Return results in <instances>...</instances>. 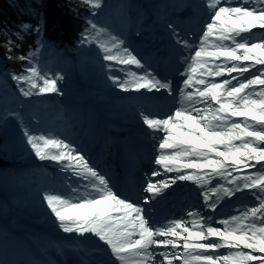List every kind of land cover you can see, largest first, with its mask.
Masks as SVG:
<instances>
[{
	"label": "snow or ice",
	"instance_id": "6c2138e0",
	"mask_svg": "<svg viewBox=\"0 0 264 264\" xmlns=\"http://www.w3.org/2000/svg\"><path fill=\"white\" fill-rule=\"evenodd\" d=\"M85 3L93 18L76 51L87 60L85 45H99L95 71L110 122L89 114L79 132L65 119L55 135L34 134L53 107L66 114L51 103L64 95L63 69L39 66L38 53L50 47L42 21L19 26L34 29L35 52L5 54L23 71H0V132L44 176L49 165L59 169L28 206L42 207L67 234L74 264H264V0H201L194 22L163 19V55L141 43L127 5L116 26L98 19L104 0ZM5 47L19 45L9 39ZM177 190L190 202L162 212ZM7 214L0 205V264H39Z\"/></svg>",
	"mask_w": 264,
	"mask_h": 264
},
{
	"label": "rangeland",
	"instance_id": "374dc122",
	"mask_svg": "<svg viewBox=\"0 0 264 264\" xmlns=\"http://www.w3.org/2000/svg\"><path fill=\"white\" fill-rule=\"evenodd\" d=\"M83 2L85 3V0ZM200 2L201 0H104L106 7L98 19L110 21L118 26L122 21L120 6L122 4L127 5L128 16L143 31L142 38H140L141 43L147 44L148 48L153 47L154 50L151 51H154L155 54L159 52L163 55L165 44L159 38V33L162 31V20L175 19L177 23L194 22L197 16V6ZM176 3L181 6L175 7ZM88 6L91 8L90 5ZM92 18L91 16L87 19ZM185 18H188L189 21L184 22L186 21ZM153 23L154 27L151 26ZM47 38L45 40L50 47L42 49L38 53L39 66L51 70L63 69L66 79L60 83L63 87L64 95L52 94L53 100L51 103L59 106L60 109H66V114L61 115L53 107L47 112L46 119L35 130L34 134L48 133L51 131L52 123H55L53 128L58 132L65 119L71 121L73 125L77 121L75 128H79L81 118L87 120L89 114H106L109 119H112V116L106 111L107 100L103 93V83L95 71L94 57L95 53L100 50L99 45L95 41L92 45H85L91 51L90 58L85 60L76 51L80 47V36L73 37L74 49H71L69 45L60 46L57 41L47 40ZM106 39L104 36L100 37L101 42H106ZM29 51L35 52L36 49H28L27 53ZM70 53L74 54V57L72 55L69 56ZM1 58L3 61L4 58ZM21 64H24V62ZM5 70L20 73L23 71V67L19 68L18 72L0 66V71ZM131 70L135 71L134 68ZM121 75L124 76L123 73ZM15 85L16 82L9 79V91L15 89ZM2 103H4V96L3 91L0 90V104ZM24 160L28 161L30 165L33 164L32 158L22 154L17 148L11 133L0 132V161L5 165L0 166V205L5 203L8 205V220L14 222L13 227L15 230L18 228V220L15 221L14 217L22 216L26 218L27 222L34 225L39 224L38 222L44 219L49 221L42 207L28 206V201L32 198L36 187L28 186L26 181L33 177L35 178V176L41 177L40 175H43V173H38L35 167L33 169L30 167L29 171L23 170L20 164ZM64 175L72 176L73 174L66 173ZM54 176L55 172L50 169L47 170V176L43 175L42 177L48 181L52 180ZM52 194L58 193L53 192ZM7 198L9 199L7 200ZM185 219L190 220L192 218L185 217ZM3 222L4 217L0 216V223Z\"/></svg>",
	"mask_w": 264,
	"mask_h": 264
},
{
	"label": "trees",
	"instance_id": "16d2710c",
	"mask_svg": "<svg viewBox=\"0 0 264 264\" xmlns=\"http://www.w3.org/2000/svg\"><path fill=\"white\" fill-rule=\"evenodd\" d=\"M91 16V8L83 0H0V66L19 72L23 62L7 61L5 54L15 57L26 55L28 49H37L34 29L25 31L19 27L21 24L36 25L42 21L41 38L47 36L74 47L73 37L80 36ZM16 32L22 34L23 40L14 35ZM9 39L19 45L11 52L5 47Z\"/></svg>",
	"mask_w": 264,
	"mask_h": 264
},
{
	"label": "bare ground",
	"instance_id": "6f19581e",
	"mask_svg": "<svg viewBox=\"0 0 264 264\" xmlns=\"http://www.w3.org/2000/svg\"><path fill=\"white\" fill-rule=\"evenodd\" d=\"M178 3H176L177 5ZM22 165V169L29 171L30 167L33 169V164L30 165L28 161H22L20 164ZM53 170L55 174L59 172V169L53 167L52 165H49L47 170ZM38 171V170H37ZM71 172L69 170L67 173ZM39 173V171H38ZM72 173V172H71ZM42 174V173H41ZM41 176V175H40ZM43 176V175H42ZM33 177L29 181H26L28 186L38 187L41 183L46 182L47 180L44 179V177ZM47 179V178H46ZM67 199L68 197L65 196ZM9 198H7L8 200ZM176 210L178 209L177 205L175 206ZM22 217V216H21ZM21 217H14V220H18V228L15 230L17 234L23 238H26V245L28 253L33 250V244H43L48 246L51 250V254L56 255L58 257V260L52 261V264H74V261L76 259V256L72 254L71 249H67L64 247L66 244V236L67 234L62 233V230H57L51 223V221L44 219L43 221H39V224H31L27 222L26 218ZM44 232V233H41ZM32 241V242H31ZM50 254V256H51ZM48 257V255H47ZM49 258V257H48Z\"/></svg>",
	"mask_w": 264,
	"mask_h": 264
}]
</instances>
